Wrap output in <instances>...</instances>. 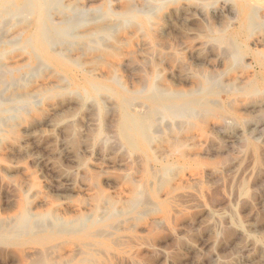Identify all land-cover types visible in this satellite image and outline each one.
Segmentation results:
<instances>
[{"label": "rangeland", "instance_id": "374dc122", "mask_svg": "<svg viewBox=\"0 0 264 264\" xmlns=\"http://www.w3.org/2000/svg\"><path fill=\"white\" fill-rule=\"evenodd\" d=\"M20 1L0 0V31L19 39L0 55V227L11 226L0 233V264H264V43L253 46L264 38L262 13L244 30L241 0H146L150 14L140 11L143 0H132V11L126 0H93L74 21L79 28L27 43L39 15ZM181 3L200 4L203 16L170 19ZM231 35V48L219 44ZM59 51L64 58L49 59ZM163 92L198 99L194 115L174 120L150 107L146 97ZM135 120L148 121L147 131L132 146L120 126ZM136 193L144 204L134 209Z\"/></svg>", "mask_w": 264, "mask_h": 264}, {"label": "bare ground", "instance_id": "6f19581e", "mask_svg": "<svg viewBox=\"0 0 264 264\" xmlns=\"http://www.w3.org/2000/svg\"><path fill=\"white\" fill-rule=\"evenodd\" d=\"M22 1V0H21ZM20 1V2H21ZM106 1V0H105ZM126 1H128L127 3H128V10L129 11H132V9H133V7L134 6H132V0H126ZM167 1H170V3H171V1H175V0H167ZM180 1V0H179ZM197 1V0H196ZM199 1V0H198ZM209 1V0H208ZM211 1V0H210ZM219 1H221V0H219ZM227 1V0H226ZM232 1H234V0H232ZM245 1H247V0H241V2H240V4H241V6L240 7H242L243 8V10H244V12H243V19H244V22H243V26H242V28L244 29V30H248V29H250L251 27H253V29L256 27H254L253 26V23L251 22L252 21V17H253V15H256L257 14V12L258 13H262V17L264 18V0H252V2H256L257 3V6H255L254 5V8H251V7H249L248 6V4H247V2H245ZM4 2V1H3ZM28 2L30 3V6L32 7V8H35V9H37V11H38V15H39V17H38V20H37V22H36V24H35V26H34V29H33V32H31L30 34H29V36H28V38H26L27 39V43H33L34 42V40L36 39V40H39L40 39V37H42L43 38V41H45L46 43H47V40H49V34L50 33H55V34H60V33H68V30L70 29V27H71V30H72V26H78V25H74L73 23H74V21L76 20L77 21V18L79 17V15H82V14H84V13H86V12H88V6H91L92 5V3L94 2L93 0H80V1H77L76 2V4H70V5H62V2L60 3L59 2V0H28ZM148 2V1H147ZM160 2V1H159ZM177 2V1H176ZM175 2V3H176ZM185 2V1H184ZM230 2V1H229ZM237 2H239V0L237 1ZM54 3H58L56 6V8L57 9H60V11L57 13V15H53V16H51L50 17V15H49V7L50 6H52ZM137 3V2H136ZM150 4H151V2H149ZM156 3V2H155ZM155 3H153V4H155ZM157 3H158V1H157ZM167 3H169V2H167ZM166 3V4H167ZM189 3H191V2H189ZM189 3L188 4H186V3H181L180 5H178V6H176V7H174L172 10H171V12L169 13L170 15V19H177L178 21L179 20H181V19H183L182 18V15L184 16V18H185V20H187V16H190L191 14L192 15H194V14H198V15H200V16H203V13L201 12V7H200V4H196V5H189ZM200 3H203V2H200ZM210 3V2H209ZM232 3V2H231ZM11 4V3H10ZM112 4V3H111ZM173 4V3H172ZM206 4V3H205ZM204 4V5H205ZM12 6H13V4H11ZM25 5V4H24ZM108 5V4H107ZM157 5H159V4H157ZM165 5V4H164ZM169 5H171V4H169ZM201 5H203V4H201ZM222 5V4H221ZM234 5V4H233ZM20 6H21V4H20ZM152 6V5H151ZM155 6V5H154ZM160 6V5H159ZM168 6V5H167ZM251 6V5H250ZM25 7V6H24ZM52 7H54V5L52 6ZM139 7H141L140 8V11H143V10H145V9H147L148 8V5L146 4V0H143V3L141 4H139ZM155 7H157V6H155ZM237 7V6H236ZM253 7V6H252ZM5 8V7H4ZM55 8V7H54ZM160 8V7H159ZM25 11H27L26 10V8H23ZM23 9H21V10H23ZM53 9V8H52ZM149 9V14H150V12L151 11H153V9L152 10H150V7L148 8ZM147 9V10H148ZM230 8L228 7V10H229ZM6 10V9H5ZM23 10V11H24ZM54 10V9H53ZM135 10V9H134ZM156 10H157V8H156ZM11 11V10H10ZM18 11V10H17ZM55 11V10H54ZM91 12H92V10H90ZM136 11V10H135ZM146 11V10H145ZM144 11V12H145ZM221 11V10H220ZM2 12V11H1ZM7 12H9V11H7ZM14 12V11H13ZM30 12V11H29ZM90 12V13H91ZM98 12V11H97ZM128 12V11H127ZM143 12V13H144ZM147 12V11H146ZM239 12H240V9H239ZM3 13V12H2ZM6 13V12H5ZM19 13V12H18ZM21 13V12H20ZM26 13V12H25ZM99 13V12H98ZM205 13V12H204ZM231 13V12H230ZM6 14H8V13H6ZM22 14H24L23 12H22ZM27 14H28V11H27ZM27 14H24V15H27ZM30 14V13H29ZM28 14V15H29ZM130 14V13H129ZM152 14V13H151ZM221 14V13H220ZM231 14H233V13H231ZM240 14V13H239ZM10 15H11V17H12V14L10 13ZM20 15V14H19ZM24 15H23V17H24ZM27 15V16H28ZM49 15V16H48ZM87 15V14H86ZM123 15V14H122ZM241 15V14H240ZM7 16V15H6ZM13 16H15V15H13ZM78 16V17H77ZM22 16L20 15V18H21ZM22 17V18H23ZM9 19H10V17H8ZM8 18H6V19H8ZM16 18V17H15ZM25 19H26V17H24ZM23 18V19H24ZM45 18H47V19H49V20H45ZM76 18V19H75ZM80 18H81V16H80ZM201 18V17H200ZM95 19V18H94ZM236 19V18H235ZM239 19H240V16H239ZM255 18H253V20H254ZM5 20V19H4ZM18 20H20L19 18H18ZM80 20V19H79ZM78 20V21H79ZM9 21V20H8ZM17 21V20H16ZM34 21V20H33ZM84 21H85V16H84ZM182 21H184V20H182ZM190 21V20H189ZM205 21V20H204ZM209 21V20H208ZM207 21V22H208ZM1 22H2V20H1ZM5 22H7L6 20H5ZM5 22H3L4 23V25H5ZM83 22V21H82ZM181 22V21H180ZM240 22V21H239ZM3 23H2V25H3ZM19 23V22H18ZM80 23V22H79ZM85 23V22H84ZM263 23V22H262ZM261 23V24H262ZM9 24V23H8ZM76 24V23H75ZM239 24V23H238ZM258 24V23H257ZM260 24V23H259ZM2 25H0V27L1 28H3L4 27V25H3V27H2ZM7 25V24H6ZM5 25V26H6ZM186 25V24H185ZM12 26V25H11ZM229 26V25H228ZM259 26V25H258ZM78 28H79V26H78ZM210 28V27H209ZM260 28V27H259ZM264 28V27H263ZM77 29V28H76ZM75 29V30H76ZM207 29V28H206ZM252 29V28H251ZM252 29V30H253ZM257 29V28H256ZM208 30V29H207ZM211 31H213V29L211 28L210 29ZM261 30V29H260ZM3 31V29L0 31V36H3V35H5V33L3 34V33H1ZM6 31V30H5ZM70 31V30H69ZM224 31V30H223ZM222 31V32H223ZM251 31V30H250ZM4 32V31H3ZM6 32H8V31H6ZM76 32V31H75ZM219 32V31H218ZM254 32V31H253ZM71 33H72V31H71ZM70 33V34H71ZM167 33V32H166ZM200 33H202V32H200ZM224 33V32H223ZM230 33V32H229ZM3 34V35H2ZM54 34V35H55ZM69 34V35H70ZM73 34V33H72ZM80 34V33H79ZM96 34V33H95ZM98 34H101V33H98ZM203 34V33H202ZM215 34V33H214ZM213 34V35H214ZM218 34V33H217ZM220 34V33H219ZM251 34V33H250ZM23 35V34H22ZM65 35V34H64ZM66 35H68V34H66ZM66 35H65V37H66ZM69 35H68V37H69ZM75 35H76V33H75ZM93 35V34H92ZM165 35V34H164ZM209 35V34H208ZM236 35H240L238 32L236 33ZM244 35H247V34H244ZM6 36V35H5ZM21 36V35H20ZM52 36V35H51ZM193 36V35H192ZM209 37H211V36H209ZM1 38V37H0ZM3 38H4V36H3ZM15 38H17V37H15ZM54 38V37H53ZM76 38V37H75ZM84 38V37H83ZM98 38V37H97ZM206 38V37H205ZM216 38H218V37H216ZM234 37H233V35H231L230 37H224V36H222V37H220L218 40H219V44L222 46V45H224L225 47L226 46H228V45H230V44H232V39H233ZM238 38V37H237ZM13 39V38H12ZM12 39H9L8 37H5L4 38V40H1V42H0V55H3L4 54V48H5V46L6 45H8L9 44V42H11V40ZM56 39V38H55ZM208 39H210V38H208ZM215 39V38H214ZM14 40L15 39H13V43H15L14 42ZM19 40V39H18ZM17 39L15 40V41H18ZM64 40V39H63ZM244 40V39H243ZM54 41V40H53ZM88 41V40H87ZM19 42V41H18ZM54 42H57V41H54ZM69 42V41H68ZM228 42V43H227ZM240 42V41H239ZM62 43V42H61ZM73 43V42H72ZM71 43V44H72ZM91 43V42H90ZM102 43V42H101ZM260 43H264V38H259V39H256L254 42H253V46L254 47H258L259 45H260ZM23 44V43H22ZM56 44V43H55ZM64 44V43H63ZM73 44H75V43H73ZM88 44V43H87ZM216 44H218V42L216 41ZM235 44V43H234ZM15 45V44H14ZM17 45V44H16ZM48 45V44H47ZM60 45V44H59ZM93 45H95V44H93ZM62 46V45H61ZM181 46V45H180ZM205 46V45H204ZM212 46H213V44H212ZM214 46H215V44H214ZM223 46V47H224ZM16 47V46H15ZM23 47V46H22ZM51 47V46H50ZM218 47V46H217ZM229 48H231V45L230 46H228ZM233 47H234V45H233ZM17 48V47H16ZM15 48V49H16ZM207 48V47H206ZM219 48V47H218ZM9 49V48H8ZM7 49V50H8ZM22 49H24L25 50V48H22ZM46 52H49L50 50H48L46 47H44L43 48ZM195 49V48H194ZM239 49V48H238ZM13 50H14V47H13ZM23 50V51H24ZM32 50V49H31ZM61 50V49H60ZM217 50V49H216ZM225 50V49H224ZM231 50V49H230ZM236 50V47H235V49H234V51ZM30 51V50H29ZM37 51H38V49L35 47V49H34V54L33 55H35L34 57L35 58H39V55H37ZM206 51V50H205ZM218 51H219V49H218ZM57 52V51H56ZM55 52V53H56ZM70 52V51H69ZM226 52H229V49H228V51L226 50ZM231 52H232V50H231ZM236 52V51H235ZM237 52H238V50H237ZM12 53V52H11ZM30 53V52H29ZM51 53V52H50ZM49 53V59L50 60H57L59 57H65L60 51H59V53H61V54H50ZM64 53V52H63ZM221 53V52H220ZM6 54V53H5ZM26 54V53H25ZM230 54H232V53H230ZM233 55V54H232ZM239 54H237L236 56H238ZM4 56V55H3ZM218 56H220V55H218ZM243 57V56H242ZM221 58V57H220ZM234 58V56L232 57V59ZM0 59H1V57H0ZM2 59H3V57H2ZM35 60V59H34ZM34 60H32V58H30L29 59V62H33ZM235 60V59H234ZM67 61H69V62H71V64H74L75 63V61H72L71 59H68ZM237 61V60H236ZM28 62V64L26 63V65H21L22 67H20V66H16V68L14 67V69L13 68H11L10 70H6V73L8 72H10V73H12V72H14V71H16V73H17V71L19 70V69H24V68H28L31 64ZM37 62V61H36ZM35 63V62H34ZM36 64V63H35ZM39 64H41V62L39 63ZM260 64H262V63H260ZM5 65V64H4ZM255 65V64H254ZM1 66H3V64L1 65ZM33 66V65H32ZM35 66V65H34ZM33 66V67H34ZM46 66V65H45ZM77 66V65H76ZM32 67V68H33ZM41 67H42V64H41ZM248 67H250V66H248ZM252 67H254V66H252ZM1 68V67H0ZM30 68V67H29ZM43 68V67H42ZM2 69H4V68H2ZM36 69H41V68H37V67H35V70ZM29 70V69H28ZM254 70V69H253ZM2 71H4V70H1V72ZM37 71V70H36ZM1 72H0V75H1ZM5 72V71H4ZM3 73V72H2ZM257 74V73H256ZM19 75V74H18ZM251 75V74H250ZM2 76V75H1ZM0 76V77H1ZM3 76H5V73H4V75ZM3 76L0 78V80H2V84L4 83L3 81H4V79H3ZM15 76V75H14ZM26 76V75H25ZM222 76V75H221ZM264 76V75H263ZM19 77H21V80H22V76L20 75ZM24 77V76H23ZM215 77V76H214ZM12 78V77H11ZM10 78V79H11ZM150 78H151V76H150ZM217 78V77H216ZM218 78L220 79V77L218 76ZM257 78V77H256ZM9 79V78H8ZM206 79V78H205ZM209 79H211V78H209ZM209 79H207V80H209ZM246 79V78H245ZM25 80H26V82H27V78H25ZM114 79L112 78V81H113ZM146 80H147V77H146ZM149 80V79H148ZM148 80L146 81L147 83H148ZM212 80V79H211ZM215 80V79H214ZM217 80V79H216ZM215 80V81H216ZM12 81H13V79H12ZM12 81H9L8 80V82L9 83H6V85L8 84H10V83H14V82H12ZM16 81V80H15ZM87 81V80H86ZM112 81H110V82H112ZM152 81V80H151ZM150 81V82H151ZM217 81H219V80H217ZM25 82V81H24ZM115 82V81H114ZM17 83V82H16ZM211 83H213V82H211ZM211 83H209V84H211ZM216 83V82H215ZM22 84H23V87H24V83L22 82ZM150 84V83H149ZM214 84V83H213ZM6 85H4V86H6ZM18 85V84H17ZM152 85H153V83H152ZM217 85V84H216ZM256 85V84H255ZM3 86V87H4ZM11 86V85H10ZM15 86H16V84H15ZM18 86H22L21 85V83H20V85H18ZM150 86V85H149ZM201 86H203V85H201ZM210 86H212V84L210 85ZM218 86V85H217ZM252 86H253V84H252ZM13 87H14V85H13ZM58 87V86H57ZM103 87V86H102ZM152 87V86H151ZM25 88V87H24ZM3 88H1V90H2ZM11 89V88H10ZM102 90H104L103 88H101ZM148 88H146V90H147ZM153 89V88H152ZM151 89V90H152ZM234 89V88H233ZM5 90H7V89H5ZM53 90V89H52ZM4 91V90H3ZM3 91H1V94L3 93ZM15 91V90H14ZM94 91H96V89L94 90ZM6 92V91H5ZM128 92V91H127ZM144 92H145V88L143 87V88H141V89H138L137 91H134V92H132V93H130V95H131V97H133V96H137V95H143L144 94ZM194 92H196V91H194ZM9 93V92H8ZM163 93H165V92H163ZM193 93V92H192ZM191 93V94H192ZM3 95H4V93H3ZM151 95V94H150ZM27 96V95H26ZM34 96V95H33ZM32 96V97H33ZM37 96H39V95H37ZM3 97V96H2ZM17 98L18 97H20L18 94H17V96H16ZM128 97V96H127ZM17 98H16V100H17ZM34 98V97H33ZM36 98V97H35ZM34 98V99H35ZM2 99V98H1ZM19 99V98H18ZM27 99V98H26ZM30 99V98H29ZM4 100V99H3ZM2 100V101H3ZM8 100V102H10V101H12V100H9L8 99V97H7V99H5L4 101H7ZM36 100V99H35ZM34 100V101H35ZM132 100V99H131ZM147 102H148V104H149V106L150 107H154V108H156L157 110H162V111H164V112H167L169 115H172L173 117H174V120H175V118L176 117H183V118H185L186 119V117H190V116H192V115H194V110H193V105H195L196 103H198L199 102V100L198 99H196L198 102H195V101H193L192 99L191 100H184V96H183V94H179V93H168V94H161V95H158V96H149V97H146V99H145ZM3 101V102H4ZM20 101V100H19ZM33 101V99H32V102H34ZM205 101H207V100H205ZM205 101H203V102H205ZM27 102V101H26ZM129 101H127V103H128ZM133 102V101H132ZM201 102V101H200ZM1 104H0V106L1 105H3L2 104V102H0ZM30 103V102H29ZM123 103H125L126 104V102H123ZM205 103H207V102H205ZM205 103H204V105H205ZM212 103H214V102H212ZM24 104V103H23ZM128 105H129V103H128ZM207 105H209L210 106V104H207ZM21 106H22V104H21ZM25 106V105H24ZM141 106V105H140ZM139 106V107H140ZM25 107H27V106H25ZM130 108H131V105L129 106ZM200 107V106H199ZM20 108V107H19ZM148 108V107H147ZM205 107H203V109H204ZM12 109V108H11ZM22 110H24L23 108H21ZM27 109V108H26ZM153 109V108H152ZM151 109V110H152ZM202 109V110H203ZM210 109V108H209ZM209 109H207L208 111H209ZM154 110V109H153ZM199 110V109H198ZM207 110H204L205 112L207 111ZM16 111V110H15ZM18 111V110H17ZM142 111H143V109H142ZM155 111V110H154ZM12 112H13V110H12ZM18 112H21V111H18ZM17 112V113H18ZM151 112H153V111H151ZM156 112V111H155ZM159 112V111H158ZM203 112V111H202ZM201 112V113H202ZM22 113V112H21ZM124 113H125V111H124ZM140 113H141V111H140ZM148 114H149V112H147ZM147 113H146V115H147ZM166 113V114H167ZM200 113V112H199ZM204 113V112H203ZM130 114V113H129ZM142 114V113H141ZM152 114H155V113H152ZM156 114H158V113H156ZM1 115V114H0ZM144 115V114H143ZM160 115V114H159ZM126 116V115H125ZM140 116V115H139ZM138 116V117H139ZM149 116H152L151 114L149 115ZM157 116V115H156ZM165 116V115H164ZM196 116V115H195ZM199 116V115H198ZM197 116V117H198ZM11 117V116H10ZM131 117H134L133 115L131 116ZM144 117H145V115H144ZM144 117L142 116V117H139L140 118V120L143 118V120H145L146 121V119L148 120V118H146L145 117V119H144ZM159 116H157V118H158ZM167 117V116H166ZM170 117V116H169ZM122 118H123V116H122ZM128 118V117H127ZM136 118V117H135ZM152 118V117H151ZM154 118V117H153ZM152 118V119H153ZM157 118H155V120H159V119H157ZM168 118V117H167ZM10 119V118H9ZM9 119H8V121H9ZM126 119V118H125ZM124 118H123V120H124V123H125V120ZM169 119H171V117L169 118ZM179 119V118H178ZM185 119H181V120H185ZM3 119H1V121H2ZM7 120V119H6ZM122 120V119H121ZM130 120V119H129ZM128 120V121H129ZM180 120V119H179ZM187 120V119H186ZM0 121V122H1ZM8 121H5V123L6 122H8ZM132 121V120H131ZM122 122V121H121ZM148 122V121H147ZM147 122H146V126H147ZM159 122V121H158ZM231 122V121H230ZM124 123H122L123 125H124ZM126 123H127V121H126ZM156 123V122H155ZM1 124H3V122L1 123ZM153 124V123H152ZM122 125V126H123ZM126 125V124H125ZM144 125V124H143ZM168 125V124H167ZM177 125V124H176ZM146 126H144V127H146ZM150 126H151V124L148 126L149 128H150ZM143 126H142V123H139V121L138 120H135V122L134 123H132V125L130 124V125H126V126H123V127H121L120 126V128H121V130H123L122 128H124V132L122 133V135L124 134V138L130 143H128L129 145H132V142H133V139H135L136 137H142L144 134H146V132L145 131H147V130H145V128H144ZM152 127V126H151ZM154 127V126H153ZM159 127V126H158ZM166 127V126H165ZM147 129V128H146ZM156 130V129H155ZM151 131H153V130H151ZM167 131H168V129H167ZM145 132V133H144ZM157 132H159V131H157ZM154 133V132H153ZM121 134V133H120ZM148 136V135H147ZM120 137H122V136H120ZM144 137H145V135H144ZM143 138V137H142ZM145 138H143V140H144ZM146 139H147V137H146ZM122 141V140H121ZM136 141V140H135ZM139 141H140V139H139ZM139 141H136V142H139ZM124 142V141H123ZM141 142V141H140ZM127 143V142H126ZM135 144V143H134ZM134 144L132 145V146H134ZM117 147V146H116ZM120 148V147H119ZM130 148V147H129ZM131 148H133V147H131ZM147 179H149V177H147ZM145 180V179H144ZM143 182V181H142ZM135 183V182H134ZM139 183V182H138ZM146 184H147V182H146ZM135 185V184H134ZM142 185V184H141ZM133 186V185H132ZM140 186V185H139ZM146 186V185H145ZM141 187H143V186H141ZM139 188V187H138ZM142 190V189H141ZM145 190V189H144ZM139 191V190H138ZM143 192V191H142ZM141 191H140V193H142ZM140 193H136V195H135V197H134V199L131 201V206L135 209L138 205H140V204H142L141 202H140V204H139V200H140V197H142V194L140 195V197H138L139 196V194ZM145 194V193H144ZM144 201V200H143ZM144 204V203H143ZM131 211V210H130ZM26 212V211H25ZM113 212V211H112ZM27 213V212H26ZM127 214V212L125 211L124 212V214ZM136 213H138V212H136ZM18 214H19V212H18ZM102 214V213H101ZM108 214V213H107ZM112 214V213H111ZM116 214V213H115ZM119 214H121V213H119ZM125 214V215H126ZM47 216L46 215V213L45 214H42V216ZM97 215V214H96ZM114 215V214H113ZM125 215H124V217H125ZM30 216V215H29ZM49 216V215H48ZM90 216H93V215H90ZM115 216V215H114ZM113 216V217H114ZM18 217V216H17ZM31 217V216H30ZM34 218H36L37 216H33ZM112 217V218H113ZM119 217V216H118ZM117 217V218H118ZM131 217V216H130ZM38 218H39V216H38ZM37 218V219H38ZM41 218V217H40ZM40 218H39V220H40ZM46 218V217H45ZM47 218H49V217H47ZM92 218V217H91ZM105 218V217H104ZM104 218H103V220H104ZM108 218H111L110 217V214H109V217ZM3 219V218H2ZM14 219V218H13ZM16 219V218H15ZM18 219V218H17ZM33 219V218H32ZM54 219H56V218H54ZM87 219V218H86ZM101 217H100V221H101ZM6 221L5 222H7V219H5ZM9 220H11V219H9ZM8 220V221H9ZM34 220H36V219H34ZM33 220V221H34ZM43 220V219H42ZM45 220H48V219H45ZM58 220V219H57ZM60 220H62V219H60ZM80 220V219H79ZM78 220V221H79ZM84 220V219H83ZM88 220V219H87ZM95 220H97L96 218H95ZM94 220V221H95ZM106 220V219H105ZM113 220V219H112ZM125 220V219H124ZM128 220V219H127ZM126 220V221H127ZM0 221H2V220H0ZM12 221V220H11ZM10 221V222H11ZM32 221V222H33ZM44 221V220H43ZM43 221H41V224H44L43 223ZM50 221H51V223H52V220H51V218H50ZM50 221L48 220V224L49 225H47L46 224V222H45V225H47V226H51L50 224ZM56 221V220H55ZM59 221V220H58ZM82 221V220H81ZM92 221V220H91ZM100 221H98V222H100ZM109 221V220H108ZM122 221V220H121ZM14 222H15V220H14ZM18 222H19V219H18ZM24 222V221H23ZM34 222H37V221H34ZM34 222H33V224H34ZM57 222V221H56ZM56 222H53V223H56ZM83 222H85V220L83 221ZM125 222V221H124ZM2 223V222H1ZM0 223V224H1ZM17 223V222H16ZM25 223H26V220H25ZM59 223V222H58ZM71 223V222H70ZM75 223H76V221H75ZM74 223V224H75ZM88 223V222H87ZM102 223V222H101ZM122 223V222H121ZM7 224V223H6ZM6 224L5 225H3V226H1L0 227V233H9V230H7V227H6ZM57 224V223H56ZM65 224V223H64ZM68 224V223H67ZM72 225H73V223H71ZM71 224H69V226L71 227ZM77 224H78V222L76 223V226H77ZM80 224V223H79ZM93 224H95L94 222H93ZM108 224V223H107ZM114 224V223H113ZM124 224V223H123ZM12 225V224H11ZM16 224H14V226H15ZM26 225H28V224H26ZM61 225H63V222L61 223ZM81 225H84V224H81ZM87 225V224H86ZM89 225V224H88ZM87 225V226H88ZM99 225V224H98ZM97 225V226H98ZM117 225V224H116ZM120 225V224H119ZM7 226H8V224H7ZM14 226H12V228L14 229ZM18 226H19V223H18ZM36 226H37V228H38V223H36ZM44 225H42V226H39L40 228L39 229H43L42 227H43ZM54 226V224L52 225V227ZM57 226H58V224H57ZM56 226V227H57ZM59 226H60V224H59ZM64 226H66V224L64 225ZM74 226V225H73ZM79 226V225H78ZM78 226L77 227H75V228H78ZM90 226V225H89ZM92 226V225H91ZM106 226H108V225H106ZM105 226V227H106ZM110 226V225H109ZM121 226V225H120ZM9 227V226H8ZM16 227H17V225H16ZM20 228H21V226H19ZM23 227V230H25L26 231V226H22ZM30 227H32V225L30 226ZM68 227V226H67ZM69 227V228H70ZM93 227V226H92ZM112 227V226H111ZM116 226H113V228H115ZM9 228H11V226L9 227ZM18 228V227H17ZM45 228V227H44ZM49 228V227H48ZM68 228V229H69ZM88 228V227H87ZM16 229V228H15ZM22 229V228H21ZM19 230V229H17V231H16V233L15 234H18V235H20V233H22L23 234V232H22V230ZM31 229V228H30ZM50 229V228H49ZM66 229V228H65ZM65 229H63V231L65 230ZM96 229V228H95ZM119 229H121V228H119ZM58 229H56V231H57ZM70 230V231H69ZM68 231H66V232H73L72 231V228H70ZM78 229H76L75 231H77ZM112 230V229H111ZM115 230V229H114ZM118 230V229H117ZM30 231V230H29ZM28 231V232H29ZM38 231V230H37ZM40 231V230H39ZM43 230H41V232H42ZM48 231V230H47ZM85 231V230H84ZM95 231V230H94ZM119 231V230H118ZM15 232V231H14ZM32 232V231H31ZM53 232V231H52ZM65 232V233H66ZM107 232V231H106ZM13 233V232H12ZM26 234H27V232H25ZM49 233V232H48ZM51 233V232H50ZM50 233H49V235H50ZM58 233V232H57ZM85 233V232H84ZM91 233V232H90ZM93 233V232H92ZM110 232H108V234H109ZM116 233V232H115ZM25 234V235H26ZM33 234V233H32ZM31 234V235H32ZM41 234V233H40ZM47 234V233H46ZM53 234V233H52ZM63 233H61V235H62ZM87 234V233H86ZM89 234V233H88ZM103 234H105V231H104V233ZM113 233H110L109 234V237H110V235H112ZM118 234H120V233H118ZM18 235H17V237H18ZM55 235H57V234H55ZM117 235V234H116ZM115 234H114V236H116ZM54 236V235H53ZM58 236V235H57ZM71 236H72V234H71ZM87 237H88V235H86ZM105 236V235H104ZM106 236H107V234H106ZM51 237H52V235H51ZM68 237V236H67ZM98 237V236H97ZM5 238V237H4ZM102 238H104V237H102ZM112 238V237H111ZM17 239H19V238H17ZM78 239V238H77ZM1 240V239H0ZM38 240V239H37ZM42 240V239H41ZM17 241H19V240H17ZM61 241V240H60ZM59 241V242H60ZM28 242V241H27ZM99 243V242H98ZM97 243V244H98ZM29 244V243H28ZM45 245V244H44ZM51 245V244H50ZM89 245V244H88ZM100 245V244H99ZM21 246V245H20ZM87 246V245H86ZM89 246H92V245H89ZM47 247H49V246H47ZM79 248V247H77V246H74V248ZM46 248V247H45ZM97 248V247H96ZM51 249V248H50ZM43 250H45V249H43ZM78 250V249H77ZM73 251L74 252H76L74 249H73ZM79 251V250H78ZM44 252H46V254H47V256H48V250H46V251H44ZM44 252H42V255H44L45 253ZM40 253V252H39ZM44 253V254H43ZM80 254V252H77V254ZM46 254H45V257H47L46 256ZM76 253H75V255H77ZM73 255V254H72ZM90 255V254H89ZM26 256V255H25ZM38 256H40V254H38ZM44 257V258H45ZM75 257V256H74ZM91 257H92V255H91ZM30 258V257H29ZM36 258V257H35ZM39 258H41V257H39ZM44 258H42L43 260H44ZM41 259V260H42ZM46 259V258H45ZM72 259V258H71ZM84 259H86V258H84ZM37 259H35V261H36ZM41 260H40V262H41ZM73 260V259H72ZM80 260V259H79ZM83 260V259H82ZM38 261V260H37ZM47 261V260H46ZM85 261V260H84ZM43 262H45V261H43ZM43 262H42V264H43ZM30 263V262H29ZM31 263H33V259H32V262ZM39 263V262H38ZM37 263V264H38ZM40 264V263H39ZM47 264V263H46ZM54 264V263H53Z\"/></svg>", "mask_w": 264, "mask_h": 264}]
</instances>
